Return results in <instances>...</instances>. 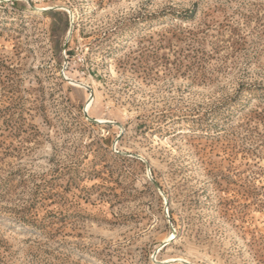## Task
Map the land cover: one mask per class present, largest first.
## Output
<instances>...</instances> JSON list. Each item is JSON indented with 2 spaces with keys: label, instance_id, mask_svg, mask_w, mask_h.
Segmentation results:
<instances>
[{
  "label": "rangeland",
  "instance_id": "rangeland-1",
  "mask_svg": "<svg viewBox=\"0 0 264 264\" xmlns=\"http://www.w3.org/2000/svg\"><path fill=\"white\" fill-rule=\"evenodd\" d=\"M0 264H264V0H0Z\"/></svg>",
  "mask_w": 264,
  "mask_h": 264
},
{
  "label": "bare ground",
  "instance_id": "bare-ground-1",
  "mask_svg": "<svg viewBox=\"0 0 264 264\" xmlns=\"http://www.w3.org/2000/svg\"><path fill=\"white\" fill-rule=\"evenodd\" d=\"M92 99H93V96H91V95H90V97H89V100H88V102H87V107H86L87 109L89 108V106H90V104H91V102H92ZM170 241H171V240H170V239H168V242H167V244H169V243H170Z\"/></svg>",
  "mask_w": 264,
  "mask_h": 264
},
{
  "label": "water",
  "instance_id": "water-1",
  "mask_svg": "<svg viewBox=\"0 0 264 264\" xmlns=\"http://www.w3.org/2000/svg\"><path fill=\"white\" fill-rule=\"evenodd\" d=\"M99 123V122H98Z\"/></svg>",
  "mask_w": 264,
  "mask_h": 264
}]
</instances>
